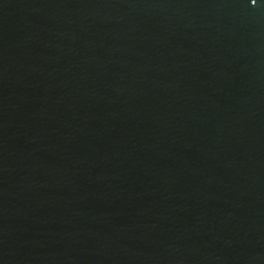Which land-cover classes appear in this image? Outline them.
Returning <instances> with one entry per match:
<instances>
[{"label":"water","instance_id":"95a60500","mask_svg":"<svg viewBox=\"0 0 264 264\" xmlns=\"http://www.w3.org/2000/svg\"><path fill=\"white\" fill-rule=\"evenodd\" d=\"M0 264H264V0H0Z\"/></svg>","mask_w":264,"mask_h":264}]
</instances>
